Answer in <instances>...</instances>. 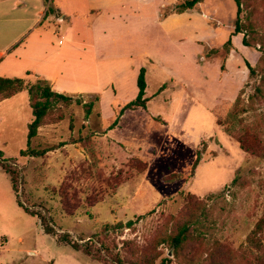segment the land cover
Wrapping results in <instances>:
<instances>
[{
	"label": "rangeland",
	"instance_id": "rangeland-1",
	"mask_svg": "<svg viewBox=\"0 0 264 264\" xmlns=\"http://www.w3.org/2000/svg\"><path fill=\"white\" fill-rule=\"evenodd\" d=\"M174 1L146 4L152 23L146 44L144 35L134 32L130 37L137 47L126 42L131 38L123 40L124 47H100L96 56L105 62L98 67L82 49L74 60L83 58L88 64L82 67L84 82L49 78L52 90L50 82L59 80L74 94L64 93L73 97L72 104L60 103L33 140L32 149L49 150L42 157L19 156L28 146L33 118L28 92L0 105V162L17 172L15 191L11 177L0 168V264H114L111 253L126 264H162L164 259L170 260L165 264H191L176 261L166 245H159L191 217L201 236L189 243L184 256L195 258V264H264L263 233L257 230L264 218V159L243 152L225 131L242 94L239 109L245 112L238 120L264 141V94L255 92L259 77L249 79L236 62L231 71L225 65L232 48L226 45L227 31L236 20L232 7L237 6L233 0L199 4L195 10L201 16L206 11L212 26L221 24L208 11L219 13L222 36L214 37L198 18L195 32L186 30L168 43L156 15L165 6L163 15L174 13L184 0ZM240 19L255 47L247 55L257 67L264 51V0L248 3ZM90 20L76 23L78 40L89 39L92 27L99 31ZM18 29L0 34V53ZM65 30L63 25L61 33ZM61 38L53 36L52 41L58 44ZM22 41L26 38L15 45ZM148 57L155 65L148 64ZM114 58L119 61L107 62ZM36 60H27L23 73L13 74L36 83L42 78L25 75ZM142 68L147 110L118 117L138 96ZM12 71L6 68V73ZM171 77L183 84L176 85ZM92 102L93 112L87 115L84 105ZM198 151L202 160L192 173ZM138 162L148 163L146 171ZM173 176L177 178L170 180ZM235 178L239 181L233 185ZM24 208L42 216L55 234H46L40 218ZM130 221L131 228L117 226ZM64 235L104 249L102 260L74 251L61 241Z\"/></svg>",
	"mask_w": 264,
	"mask_h": 264
},
{
	"label": "crops",
	"instance_id": "crops-1",
	"mask_svg": "<svg viewBox=\"0 0 264 264\" xmlns=\"http://www.w3.org/2000/svg\"><path fill=\"white\" fill-rule=\"evenodd\" d=\"M206 1L208 0H205L204 3ZM50 2H52L58 16L51 15L45 18ZM50 2L47 3L45 0H0V34L4 31H14V28L20 27L14 39L7 43L4 46L6 48L0 53V77L17 78V73H23L25 62L37 58V64L33 65L34 68L27 70L25 75L31 73L46 81L51 76H57L59 79L66 78L84 82L87 79V75L82 67L88 66V64H85L83 58L82 60L79 58V60H74V53L79 52L80 54V50L83 49L84 53L92 56L95 62L94 67H98L97 65L105 62V60L96 56L100 47H124L123 40L131 38L130 35L134 32L138 35L143 34V42L146 44V36L152 30L151 15L146 13V4L149 0H50ZM166 7H162V10ZM232 9L233 12H237V8L234 5ZM162 10L158 16L156 15V19L158 28L163 32L168 43L172 39L182 38L186 30L195 32L196 19L198 18L211 31L214 37L219 38L222 36L220 31L223 25L220 22V18H218V12L208 11L212 13L213 19L221 24L212 26L207 22L205 10V16H201L197 10L183 14L171 13L168 15H163ZM56 18L58 19L56 23L50 22ZM83 18L85 20L91 19L90 22L93 23L96 22L95 28L98 26L100 29L96 32L92 27L89 39L78 40L76 23L85 22ZM234 19L233 26L229 27L227 31L229 39L232 37L233 48L229 52L225 65L231 71L232 65L236 62L237 65L241 68L245 67L246 71H248L245 60L249 61L250 64L252 63L247 55L248 48L243 45V35L232 36ZM63 25L66 26V30L62 34ZM53 36H62L58 44H54L52 41ZM24 38H26L25 42L22 41L15 45V42L17 43ZM131 39L132 41L127 40L126 42L130 45L132 44L130 47H137L135 39ZM200 40L198 38L196 40L197 43ZM109 61L116 62L119 59L107 60V62ZM147 61L149 65H155L153 59L148 57ZM8 67H12L13 71L6 73V68ZM75 69H78L79 72L82 71L83 74L74 72ZM14 72L16 75L13 74ZM97 74L96 72L95 75ZM62 79L60 80L62 81ZM169 80L176 85L183 84L173 77ZM50 83L58 93L74 94L64 90L65 87L59 80H53ZM77 94L82 95L80 92ZM7 101L9 100L1 102L0 105Z\"/></svg>",
	"mask_w": 264,
	"mask_h": 264
},
{
	"label": "trees",
	"instance_id": "trees-1",
	"mask_svg": "<svg viewBox=\"0 0 264 264\" xmlns=\"http://www.w3.org/2000/svg\"><path fill=\"white\" fill-rule=\"evenodd\" d=\"M205 0H184L180 4L175 7L174 13L176 14H183L186 12H190L196 9V7L203 3ZM237 6V17L234 22V31L232 36L235 35H243V45L250 49H255L252 43L249 41V36H247V27L242 23L240 19V15L242 13L243 8L255 0H233ZM45 2L49 3L50 0H45ZM51 15L58 16L57 11L54 9L52 2L48 7L46 17ZM227 46L233 48L232 44V37L227 41ZM231 48V49H232ZM260 49H264V47H260ZM262 56L258 61V66L253 67L249 61L245 60L246 67L249 72V79H256L259 77L260 84L256 88L255 92L257 94H264V51H260ZM261 67V68H260ZM30 73H27L29 76ZM33 82V81H32ZM138 96L135 100L131 101L130 103L126 104L118 117L124 115L127 111H136V110H147V105L149 103V99L146 98V90H147V81H146V70L142 68L140 70V74L138 76ZM164 87H161L163 89ZM28 92L29 100H30V107L32 110L33 118L32 121L28 125V146L26 149L21 150L19 156L20 158H38L45 155L49 150H35L32 149V142L34 139L38 137L39 129L46 125L47 119L51 112L55 110L60 103L65 104L66 106H70L73 101V97L68 96L66 94L58 93L50 87L48 81L39 79L36 83H27L23 78H3L0 77V103L6 100L13 99L15 96L22 92ZM241 96L238 97L235 107L232 110L231 114L229 115V120L227 127H225L226 133H228L232 138L236 140L239 144L240 149L252 156H255L260 159H264V141L260 138V134L256 131L242 127L241 124L243 123L242 120H238L241 113L245 112L243 109H239V104L241 101ZM97 98V97H96ZM99 99L97 98V101ZM80 104V102H79ZM86 108V114L91 115L93 112L94 103L84 105ZM118 118L113 126L117 125ZM240 124V126H239ZM219 125H221L219 123ZM240 128H239V127ZM202 152L198 151L196 153V158L191 166V171L194 173L201 160H202ZM0 158L2 159V154L0 153ZM142 166V171H146L148 168L147 162H138ZM0 168H2L10 177L13 183V188L15 190V176L17 174L16 170L5 166L0 162ZM177 178L173 176L170 180ZM239 181V178H235L233 181V185H236ZM16 191V190H15ZM18 204L20 207L23 205L19 202ZM25 211L33 216H38L41 220L42 226L44 231L48 235H54L55 231L46 224V221L43 219L42 216L38 214H34L30 212L28 209L24 208ZM134 225L133 221L128 222L126 225L119 224L117 225L118 228H131ZM257 230L263 233V236L260 238L261 243L264 245V218L261 219L257 225ZM201 236L200 231L196 227V219L194 217L189 218L184 223H182L176 231L171 234L166 235L164 239L159 242V245H166L169 250L172 251L173 258L179 262H188L191 264H195V258H186L184 256V250L189 245L190 242L196 240ZM61 241L70 245L74 251L85 253L87 256H93L95 261H101L100 258L104 249H97V247L92 248L89 246H84L78 243L73 242L68 235H64ZM111 260L114 264H126L125 261L120 257V255H110ZM170 261L169 259H164L162 264Z\"/></svg>",
	"mask_w": 264,
	"mask_h": 264
},
{
	"label": "water",
	"instance_id": "water-1",
	"mask_svg": "<svg viewBox=\"0 0 264 264\" xmlns=\"http://www.w3.org/2000/svg\"><path fill=\"white\" fill-rule=\"evenodd\" d=\"M171 256H173V254H172V253H170V257H171Z\"/></svg>",
	"mask_w": 264,
	"mask_h": 264
}]
</instances>
